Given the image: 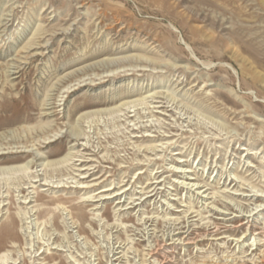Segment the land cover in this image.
Segmentation results:
<instances>
[{"label":"rangeland","instance_id":"obj_1","mask_svg":"<svg viewBox=\"0 0 264 264\" xmlns=\"http://www.w3.org/2000/svg\"><path fill=\"white\" fill-rule=\"evenodd\" d=\"M263 197L264 0H0V264H264Z\"/></svg>","mask_w":264,"mask_h":264},{"label":"bare ground","instance_id":"obj_2","mask_svg":"<svg viewBox=\"0 0 264 264\" xmlns=\"http://www.w3.org/2000/svg\"><path fill=\"white\" fill-rule=\"evenodd\" d=\"M68 160V158L67 157H64V158H62V159H59V160H57V161H55L54 163H56V164H59V163H63V162H65V161H67ZM178 162H180V161H177V163ZM28 164V163H27ZM27 164H24V165H17V166H11V167H3L2 169L4 170V171H6V172H9V171H16V170H21V169H26L27 168ZM248 166H250V165H248ZM177 167H180V166H177ZM174 172H180V173H184V172H188V171H186L185 169L182 171V169H181V171H174ZM158 178V177H157ZM183 183V182H182ZM187 185H190V182H188V183H186ZM195 183H192L191 184V186L192 185H194ZM107 190H109V189H107ZM204 192V191H203ZM109 193H107V194H103V195H108ZM116 194H119V192H116ZM260 196V195H259ZM105 198H108V197H105ZM264 198V197H263ZM24 199L26 200L27 199V197H24ZM262 201H264V200H262ZM30 202V201H29ZM154 251V250H153ZM155 252V251H154ZM153 256V255H152ZM264 258V257H263ZM3 262V261H2ZM1 263V262H0ZM3 264V263H2ZM234 264V263H233ZM236 264V263H235Z\"/></svg>","mask_w":264,"mask_h":264}]
</instances>
